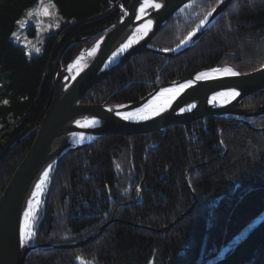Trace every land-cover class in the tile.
I'll return each mask as SVG.
<instances>
[{
    "label": "trees",
    "instance_id": "16d2710c",
    "mask_svg": "<svg viewBox=\"0 0 264 264\" xmlns=\"http://www.w3.org/2000/svg\"><path fill=\"white\" fill-rule=\"evenodd\" d=\"M220 1L192 0L150 44L176 47ZM131 2L0 0V193L37 136L60 58L66 66L89 49L101 35L71 44L118 22ZM225 65L242 73L264 65V0H234L192 49L169 60L142 52L83 102H135ZM262 104L264 89L243 107ZM249 120L208 116L165 135H106L64 155L30 243L78 242L116 222L87 244L34 251L25 264H264V116Z\"/></svg>",
    "mask_w": 264,
    "mask_h": 264
},
{
    "label": "water",
    "instance_id": "95a60500",
    "mask_svg": "<svg viewBox=\"0 0 264 264\" xmlns=\"http://www.w3.org/2000/svg\"><path fill=\"white\" fill-rule=\"evenodd\" d=\"M191 1L132 0L118 22L71 44L73 46L101 35L88 50L79 52L66 66L62 63V57L60 58L53 83L52 100L40 123L37 136L3 192L0 193V264H25L30 254L37 250L87 244L100 237L116 222L113 217L91 236L78 242L38 244L26 240L24 245L20 244L21 230L28 233L30 228L29 226L26 229L25 213L29 212L33 191L41 177L47 172L50 175L58 160L64 155L91 145L98 138L106 135L128 136L149 133L165 135L172 125L192 123L208 116L253 125L250 118L264 116V104L250 108L243 107L244 101L250 95L264 89V65L247 73H242L231 66L202 70L190 77L159 84L149 94L135 102L116 105L109 104L108 101L96 104L83 102L88 89L142 52L171 59L192 49L216 24L234 0H221L209 12L211 15L208 13L202 20L204 24L200 22L190 33L192 35H188L176 47L159 49L152 46L151 41L167 25L171 17ZM156 4L160 7H154ZM143 6L147 7L146 13L140 15L139 10ZM149 21L151 24L148 31L138 41L113 57L124 38ZM94 48L96 51L91 61L78 71L73 69L76 58ZM225 68H231L239 75H227L223 71ZM201 73L206 75L197 79ZM188 81H192L191 85L187 84ZM175 85H179V89L169 99L171 103L160 115H151L148 119L123 118L124 115L133 114L137 112V108L148 104L161 89ZM233 90L239 94L230 95ZM214 96H220V102L214 100ZM158 146L159 143L149 145L147 152ZM224 150L227 154L226 148ZM141 188L142 185L140 190ZM126 204L127 202L122 206Z\"/></svg>",
    "mask_w": 264,
    "mask_h": 264
},
{
    "label": "bare ground",
    "instance_id": "6f19581e",
    "mask_svg": "<svg viewBox=\"0 0 264 264\" xmlns=\"http://www.w3.org/2000/svg\"><path fill=\"white\" fill-rule=\"evenodd\" d=\"M141 8H143L144 10L143 11L139 10V14L140 15H144L146 13L147 7H144L143 6ZM109 26H107V27H109ZM149 26H150L149 23H145L140 28H137L130 36L128 35L127 37H125L124 40L116 48V51L114 52L113 57L114 56H117L121 52V48L123 47V45L127 44L129 40H131V44H133L136 41H138L148 31ZM104 32H102V33H104ZM95 51H96V48L92 49L89 52L80 54L76 58V60L74 61V63H73V69H75L76 71H78L79 69H81L85 65H87L91 61V59L93 58V56L95 54ZM210 73H212V72H210ZM178 89H179V85L170 86V87H166L164 89H161L157 94H155L153 96V98L150 100L149 103H151L152 101H155V104L153 106L164 105L174 95V93L177 92ZM161 93H163V95H161ZM157 97H158V99H157ZM213 99L216 100V101H218V102H220V96H214ZM131 115H132V117H141L143 115V113L135 112V113H133ZM224 148H226V147L224 146L223 147V150H224ZM226 150H227V148H226ZM223 154H226L225 153V150H224ZM48 179H49V172H47V175L44 174L41 177V179L38 181V183H37V185H36V187H35V189L33 191L35 193V195H32V198L30 200L31 201V209L29 208V211L31 212V214L27 216V219H26V229H28V227L31 224L32 215H33L32 206L38 204L41 201L42 195L44 193V190H45L46 185H47V182H48Z\"/></svg>",
    "mask_w": 264,
    "mask_h": 264
},
{
    "label": "snow or ice",
    "instance_id": "6c2138e0",
    "mask_svg": "<svg viewBox=\"0 0 264 264\" xmlns=\"http://www.w3.org/2000/svg\"><path fill=\"white\" fill-rule=\"evenodd\" d=\"M154 7L159 8L160 5L156 4V5H154ZM140 10L143 11L144 9L141 8ZM44 12H45V14H47V9H44ZM32 14H33V11L29 10L28 15L31 16ZM209 15H211V13H209ZM20 23L22 24L23 21H20ZM149 24H151V21H149ZM201 24L203 25L204 21H201ZM189 35L191 36L192 34H189ZM130 44H131V40H129L127 44L123 45V47L121 48V51H123L124 48H127ZM165 51H167V50H165ZM216 71H219V70H216ZM223 71L227 75H231V76L239 75V73L233 71L231 68H225V69H223ZM205 75H206V73H201L197 76V79H201ZM191 83H192V81L187 82L188 85H191ZM229 94L232 96H236L239 93H237L233 90ZM161 95H163V93H161ZM157 99H158V97H157ZM5 103H6V101H5ZM170 103H171V101L169 100L164 105L153 106L155 104V101H152L149 104H145L143 107L137 108L136 111L138 113H143V115L140 117L141 119H148L151 115H160V113L163 112L165 110V108L168 106V104H170ZM193 107H194V105H193ZM109 111H111V109H109ZM117 115H120V113H117ZM123 118L126 120L132 119V115H131V113H129L127 115H124ZM45 175H47V173H45ZM33 195H35V193H33ZM29 208L31 209V201L29 202ZM30 214H31L30 211L25 213L26 216H28ZM31 235H32V233L30 231L28 233H25V231L22 229L20 232V244L24 245L26 240L31 239Z\"/></svg>",
    "mask_w": 264,
    "mask_h": 264
},
{
    "label": "rangeland",
    "instance_id": "374dc122",
    "mask_svg": "<svg viewBox=\"0 0 264 264\" xmlns=\"http://www.w3.org/2000/svg\"><path fill=\"white\" fill-rule=\"evenodd\" d=\"M84 50V49H83ZM83 50H81V51H83ZM88 50V49H87ZM80 51V52H81ZM62 63H63V58H62ZM59 65H60V60H59ZM225 66H228V65H225ZM223 67V66H222ZM106 102V101H105ZM110 104V103H109ZM40 126V125H39ZM37 132H38V130H37ZM3 138V136L0 138V140ZM92 145V144H91ZM88 146H90V145H88ZM86 147V146H85ZM82 148H84V147H82ZM81 148V149H82ZM27 154V153H26ZM24 159V158H23ZM22 159V160H23ZM61 159V158H60ZM59 159V160H60ZM58 160V161H59ZM22 162V161H21ZM21 162H20V164H21ZM58 163V162H57ZM56 163V164H57ZM19 164V165H20ZM19 165H18V167H19ZM17 167V168H18ZM55 167H56V165H55ZM54 169V168H53ZM51 173H52V171H51ZM51 173H50V175H51ZM50 175H49V178H50ZM48 181H49V179H48ZM47 185H48V182H47ZM47 185H46V188H45V190L47 189ZM140 189V188H139ZM45 190H44V192H45ZM44 194V193H43ZM197 196V195H196ZM125 203V202H124ZM123 204V203H122ZM122 204L120 205V206H122ZM119 206V207H120ZM44 209V204H43V195H42V199H41V201L38 203V204H36V205H33L32 206V211H33V215H32V220H31V224H30V228H29V231L32 233L33 231H34V225H35V223H36V220H37V217H38V213H39V211L40 210H43ZM117 209H119V208H117ZM116 213V212H115ZM114 213V214H115ZM116 216V215H115ZM114 216V218H116ZM96 232V231H95ZM88 238V237H87ZM86 239V238H85ZM84 240V239H83Z\"/></svg>",
    "mask_w": 264,
    "mask_h": 264
}]
</instances>
